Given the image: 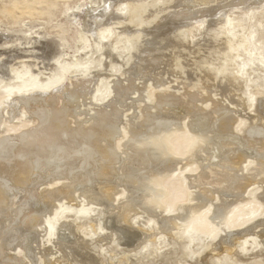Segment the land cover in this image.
<instances>
[{
	"label": "rangeland",
	"instance_id": "obj_1",
	"mask_svg": "<svg viewBox=\"0 0 264 264\" xmlns=\"http://www.w3.org/2000/svg\"><path fill=\"white\" fill-rule=\"evenodd\" d=\"M172 27H175L174 29L182 27V33L178 30L180 34L177 33L179 34L177 39L192 38L195 32L198 33L201 28L203 29L202 34L196 39V42L200 40L199 45L189 44L186 45L187 49L179 48L180 55L177 54L178 58L176 56L175 62H171V51L164 50L162 47L166 41L170 43L171 48H176L177 43H180L172 38L175 37L171 34L172 31H175ZM157 28L159 29L156 30ZM212 30L218 31L217 34H214L215 36L213 35L214 37L209 34ZM153 35V38L150 37ZM204 36L208 39L205 38V41H202ZM224 36L229 38L228 44L223 39ZM211 37L213 41L210 40ZM221 39L225 45L227 44L222 51L220 50ZM216 47L220 50L218 55H225L222 62L227 60L226 54L232 55L231 64L223 65L218 71L217 76L222 78V81L217 78L216 80L211 79L213 78L211 71L208 69L207 71L202 64L205 59L217 55ZM149 49V56L146 54L149 58L159 55L154 62L156 65L151 62L147 65L148 62L143 60L145 58L142 55ZM155 50L156 53H154ZM147 70L150 72L149 74ZM199 70L204 73L200 71V74ZM181 73L183 74L181 75ZM146 75L148 76L146 77ZM231 78H236L238 81H234L235 84H233L234 82L229 84ZM123 87L126 88L125 91H121L124 90ZM73 92H78L82 98H78L79 101H77L71 95ZM202 95L205 99L209 97V100H205ZM194 97L195 100L197 98L194 105L199 106L202 113L204 110L206 113L214 112L210 115L213 119L210 118L211 122L219 121L225 112H227L225 116H231L233 120L244 122L243 127L245 128L241 133H237V136H243L246 130L259 127L261 124V127H264V0H0V124L2 125V135H6L5 137L0 136V139L3 137L8 140L7 142L19 144L16 138L20 132L33 130L38 126V121L32 117L34 109L46 108L48 104L47 109L52 107L67 108L69 111L66 120L70 129L81 132L86 130L85 134L92 137L93 143L101 145L108 143L109 146V141L106 142L104 140L106 136L102 134L107 130L109 132L112 130L114 132L112 135L113 144L115 143L116 151L124 158L128 152L125 150L126 142H132L134 138L131 136L132 133L135 134V131L141 133L143 130L147 133L148 131V127L143 126L142 120L145 121L150 116L154 117L159 114L170 117L173 115L171 113L173 104L176 102L186 103L187 100ZM25 98H31L26 106L22 103ZM60 99L63 103L60 102ZM199 99H202V102ZM32 101L35 102L32 103ZM48 102L51 104L49 105ZM217 103V106L221 104L222 111L225 109V112H221L222 114L218 109L220 106H214ZM97 113L99 115H96ZM105 114V117L109 118L104 119ZM108 119H111L110 123ZM183 121L188 126L190 116H185ZM26 122L31 124L29 127L27 126L28 129L27 127H23V129L21 126ZM18 126L26 130L22 131ZM32 126L36 127L32 128ZM93 126H96L97 129ZM105 126L106 130H103ZM12 127H18V131L14 134L15 140H13V136L8 137L9 129ZM189 129L191 130L190 126ZM194 135L192 139H195ZM209 135L212 134L209 133ZM121 136L122 138H120ZM189 138L185 127L176 130L172 135L170 144L176 157L185 159L188 156L190 152H187L186 147ZM70 145L72 142L69 143ZM255 147L257 150H262L264 139L257 143L254 142L252 148L256 150ZM254 159L246 157L240 168H237V171L234 169L233 178L228 179L227 176H223L227 177L230 182L222 180L223 177L218 178V174L216 175V171L220 173L226 169L213 166L208 170L205 169L203 176L200 175V172L203 171L200 167L201 170L198 167L195 170L193 164L182 166L186 162L178 163L163 181L162 191L165 190L167 193L162 196L160 201L162 209L156 210L155 216L138 208L139 206L136 207L132 202L133 199H136L135 202L142 200L141 203H145L149 197L145 201L147 196H143L141 193L137 195L131 190H126L127 195H123L125 189L122 187L121 172H118L119 177L103 182L104 184L87 180L78 184L74 183L71 178H62L59 179L60 181L53 180L54 182L49 184H47L48 182L39 183L32 189L37 193V201H41V194L66 186L67 183L68 187L74 188L75 186L77 188H75L74 195L76 199L74 202L62 199L54 207H52L54 204L35 205L34 209L42 217L41 224L37 227L39 236L37 241L34 240L31 245L34 254H32V259L19 248L13 247L7 250L2 247V249L6 255L10 254L11 257L23 259L24 264H47V260H51L53 264H166L167 261L164 259L168 253L173 251V248L177 255V257L174 256L173 264H264V212L259 214L257 219L253 215L244 218L239 224L229 225L231 216L241 213L242 205L248 202L234 204L236 198H231L236 195L235 188H231V184L235 181L234 178H238L236 180L242 183L244 178L252 177L253 183L247 189L249 195L244 198L250 200L248 198L250 195L251 197L259 195L258 200L262 198L259 201L264 209V195H262L264 194V161ZM12 163L11 160H8L7 163H4L7 165L6 167L0 162V167L3 168L0 169V181L4 182L7 179L5 184H9L10 187L13 186L12 172L15 171V165ZM225 165L230 166L228 163ZM49 169L48 172L47 170L44 172L46 177L51 176L52 168ZM194 177L195 179H193ZM33 181L35 182V180ZM226 184L230 189H227ZM105 185L106 187L112 186L111 188L114 186V190L117 191L113 207L93 204L95 201L99 203L104 199L100 190ZM257 186L261 187L258 192ZM173 188L184 192L181 197L170 204V191ZM222 188H225L224 191ZM216 189L223 191L219 198L222 201H228L227 205L230 202V210L226 219L218 225L213 235L204 239L205 244H203L202 238H205V234L197 233L194 231L195 226L190 227L188 224H183V220L175 215L178 213L180 215L182 206L191 205V201L192 204L198 202L197 199L192 198L196 196L197 192L214 193L217 191ZM16 191L13 190V193H10L11 200L13 199L11 209H15L23 202L22 199L24 201L26 199L24 190L16 189ZM226 191H229L230 195L227 196ZM187 195H189V199ZM222 201L215 200L213 206L219 205ZM132 204L136 212L130 214L129 220L132 224L130 229H134L137 238L134 243L127 244L125 240L118 237L110 225H106V221L118 212L122 213L128 205L132 206ZM85 211H90V214ZM252 211L253 209H251ZM211 213L212 210L208 212V216ZM165 218L168 222L172 221L173 224H177L176 227H172L170 223L169 228L162 227L160 221ZM259 219L262 221V226L255 229L244 227L247 221L256 223ZM63 223L64 227H60ZM53 229L57 230L55 234L50 235ZM246 229L251 232H248V237L245 240L247 244L243 245L244 250H239L238 256L236 254L238 249L234 250L235 252L229 250L231 254L228 253L227 249H232L236 240L241 239V242H244L241 235L246 232L244 231ZM11 233H15V229H12ZM257 234L259 235L257 236ZM60 235L63 238L66 236L68 239H63ZM253 235L258 237V240H254ZM191 240L193 243H190ZM209 241L211 242L208 244ZM206 244L208 245L206 246ZM164 245L169 246L162 252L156 251L157 248ZM182 246L186 248L187 260L180 256ZM49 249L51 254L46 258L45 253ZM240 252H245V255ZM5 261L9 262L6 258Z\"/></svg>",
	"mask_w": 264,
	"mask_h": 264
},
{
	"label": "bare ground",
	"instance_id": "obj_2",
	"mask_svg": "<svg viewBox=\"0 0 264 264\" xmlns=\"http://www.w3.org/2000/svg\"><path fill=\"white\" fill-rule=\"evenodd\" d=\"M185 4H186V1H185ZM178 7H180V6H178ZM186 7H188V6H186ZM176 11H177V9H176ZM168 19H171V18H168ZM180 19H182V18H180ZM179 20H178V23L180 22ZM170 27H171V25H170ZM174 28L172 27V29H174ZM158 29L159 28H157L156 30H158ZM163 30L165 31V29H163ZM174 30L175 31H172L171 34H172V36L174 35L175 37H172V38H174V40L176 39L175 41H177V42L180 41L181 45H179L180 43L179 44L177 43L176 48H173V47L171 48L170 47L171 45H169L170 43H168V41H166L165 45L162 46L164 50H167V51L170 50L171 51V62H175L174 60L176 59L177 54L180 55L179 48L187 49L186 45L188 46L189 44L199 45L198 42L200 40L196 42V39L203 32V29L201 28L198 31V33L195 32L192 35V38L186 39L185 37H182V39H180V38L177 39L178 35L180 34V32L182 30V27L181 28L179 27V29L176 28ZM178 30L180 32H178ZM128 32H129V30H128ZM128 32H126V33H128ZM154 32H156V31H154ZM161 32H162V30H161ZM217 32H218L217 30H212V31H210L209 34H211V36H213L214 34H217ZM151 33H153V32H151ZM177 33H179V34H177ZM154 35L150 36V37L153 38ZM205 36H204V40H202V41H205V38L207 37V36L206 37ZM180 37H181V35H180ZM206 39H208V38H206ZM223 39H225L226 43L228 44L229 38L224 36ZM160 40H161V38H160ZM210 40H212V37L210 38ZM159 42H161V41H159ZM218 43H220V42H218ZM171 44H172V41H171ZM173 44H174V42H173ZM214 44H216V43H214ZM227 44L225 45L223 40H222V42L220 43V48H221L220 50L222 51L223 48L227 46ZM217 45H219V44H217ZM177 46H178V48H177ZM211 46L214 47L213 45H211ZM144 48H146V47H144ZM147 49H148V47H147ZM189 49L190 48H188V50ZM156 50L154 53H156ZM217 50H218V48H217ZM220 50L217 51V53H216L217 55H213L211 57L209 56L210 58H208V59L204 58L205 60L202 62V64L206 70L208 69L211 71L210 73L213 76V78H211V79L216 80V78H217L218 80L222 81V78H219L217 76L218 71L220 70V68L223 65L231 64L232 55L226 54L228 56V57L226 56L227 60L222 62L225 59V55H218ZM152 51H153V49H152ZM158 51H159V48H158ZM185 51H187V50H185ZM189 51H191V50H189ZM146 54L149 56L150 49L145 51L144 55H142V56H144L143 58H145L143 60L145 62H148L147 65L150 62L153 63V65H156V64H154V62L157 60L159 55L153 56L152 58L151 57L149 58ZM177 58H178V56H177ZM219 58H221V59H219ZM144 61H143V63H144ZM159 63H160V61H159ZM133 65H134V63H133ZM137 65H138V63H137ZM144 65H145V63H144ZM193 65H189V66L192 67ZM141 67H143V66H141ZM196 68H198V67H196ZM200 71H202V70H199V73L201 74ZM149 73L150 72L148 71V74ZM182 74L183 73H181V75ZM207 74H206V76H207ZM140 75H142V74H140ZM140 75H138V76H140ZM211 75H210V77H211ZM132 76H133V74H132ZM147 76L148 75H146V77ZM231 79L232 80L231 81L229 80V82H228L229 84L231 82L238 81L236 78H231ZM134 81H135V79H134ZM225 82H226V80H225ZM233 84H235V82ZM125 89L126 88H124V90H121V91H125ZM73 93L71 95H72V97H74V99L77 100L78 98L81 97L80 94H78V92L74 93V94ZM68 94L70 95V93H68ZM174 94H176V93H174ZM191 94H193V93H191ZM158 96H160V95H158ZM179 97H181V96L179 95ZM179 97H178V99H179ZM198 97L199 96L197 94V98ZM197 98H196V100H195V97L191 100H187L188 102H186V103L185 102L184 103H181V102L178 103L175 101L176 104H173V106H171L172 111H173V112L171 111V113L173 115L170 117L164 116L163 114H159L158 116L156 115L154 117L150 116L145 121L142 120L143 126H145V127L147 126L148 131H147V133H145L146 131H144L142 129L144 131V134H143L142 133L143 131H141V133H138L134 130L135 134L132 133V135H131L132 137H134L132 142L124 141V143L125 142L127 143L126 148H125V145H124V148L126 151H128L126 153V155L124 156V158L121 157V155L116 151L115 143L113 144V141H112V137H113L112 135L114 132L111 129H110L111 132H109L107 130L106 132H103V134H102L103 136H106V138L103 137L104 140L106 142L109 141V146H108V143L107 144L104 143V145H101L100 143L96 144V143L92 142V139H91L92 137L89 136V134H85L86 130L83 131L84 132L83 133L81 131H77L75 129L76 127L74 128L75 130L70 129L69 123L66 120L67 115H68V111H69V110H67V108H62L59 105L61 107L60 109H59V107L58 108L52 107L51 109H47V107H48V104H47L46 108L39 107L37 109H34L35 111L32 114L33 115L32 117H34L35 121H38V123H37L38 126L36 125L37 128H35L33 130L29 129V131L28 130L25 131L26 129L23 130L27 126L29 127V125L31 124L29 122H26L23 126H21L22 128L24 127L23 129L18 126L19 128L22 129V131H25L23 133L20 132L16 138V139H18L19 144H13L14 142L13 143L7 142L8 140L4 139L3 137H2V139H0V162L4 164V163H7L8 160H11L13 162L12 164L15 165V171L12 172V180H13V183H12L13 186L12 187L13 188L8 186L9 184L8 185L5 184L7 182L6 181L7 179L4 178L5 179L4 182L2 179H1L2 181H0V264H24V262H23L24 260L21 259L20 257H14V256L11 257L10 254H9L10 256L6 255L4 252V249H2V247H4L7 250L11 249L13 247L19 248L20 250H22L26 254L27 257H29L30 259L33 258L32 257L33 246H31V245H32L34 240L37 241V237L39 236V234L37 232V227L41 224V217H42V215L37 213L36 209H34L35 205L43 204V205L47 206V204H50V205L54 204V205H52V207H54L55 204L58 203L62 199H66L69 202H74L76 199V197L74 196L75 192H76L75 191L76 187L75 186H74V188L71 186L68 187L67 186L68 183H67L66 186L62 185L63 187H58L57 189L55 188V190L52 189V191L50 190V191L45 192L44 194H41L42 195L41 201L38 200L39 201L38 202L36 200L37 193H36V191H33L32 189L34 186L36 187L37 184L39 185V183L45 184L48 182L47 184H49V183H53L54 181L62 179V178H65V179L71 178V179H73L74 183H78V184L83 182L84 180L85 181L87 180L89 182L90 181H97L99 183H103L106 181H112V179H114L115 177L116 178L119 177L118 172H121L120 177L123 178L122 187L125 189L123 191V195L126 194L127 191L131 190L132 192L134 191L137 195H139L141 193L143 196H147L144 199L145 201L149 197L150 201L148 200L145 203H141L142 200L139 202H135L136 199H133L132 202L135 203L134 205H136V207L139 206L138 208H141L143 211L149 212V213H151L150 215L155 216V214H154L155 211L162 209V206L160 204L162 196L167 193L165 190H164V192L162 191L163 190V187H162L163 181L166 178V176L173 169L176 168L178 163H180L182 161L186 162L182 166L193 164L195 166L194 167L195 170L197 167L198 168L200 167L203 170L202 172H200V175H203V176L205 174V169L208 170L213 166L219 167L221 169H226L227 172L225 170L224 171L225 173L223 171H222L223 173L222 172L219 173L216 171V175L218 174L217 175L218 178H222L223 176H227L229 179L230 177H232V178L234 177L233 171H235L237 168H240L242 163L246 160V157L247 158L252 157L253 159L254 158L261 159L262 161H264V150H263L264 148H262L263 146L261 147L262 150H257L256 147H255L256 150H254L252 148L254 142L257 143L258 141H261L262 139H264V127H261L262 124L261 125L259 124L260 125V126L258 125L259 127H253V128L246 130V132L244 131L245 132L244 135L243 136L238 135L239 136L238 137L237 133H241L242 129L245 128V127H243L244 122L237 121V119L233 120L231 118V116H225V114H227V112L224 111L225 109L223 110L225 112L224 116H222L221 112H223V111L221 110V104L219 105L220 108H218L221 110L220 111L221 119H219V121H216L215 120L216 118L214 117L215 123L211 122V120H213V119L210 115H211V113L213 114L214 112L209 111L206 113V112H204L205 111L204 110L202 113V110L198 108L199 106L197 107L194 105L195 104L194 101L197 102ZM30 99L31 98H28V99L25 98L22 101V103L26 106L29 103ZM62 99H60L61 103H63ZM204 99H205V97H204ZM54 100H55V98H54ZM58 100H59V98H58ZM173 100H176V99H173ZM200 100L202 102V99H199V101ZM205 100H209V97H207V99H205ZM73 101L75 102V100H73ZM77 101H79V100H77ZM82 101H83V99H82ZM34 102L35 101H32V103H34ZM171 103H173V102H171ZM50 104H51V102L49 103V105ZM43 105H45V104L43 103ZM61 105L63 106V104H61ZM217 105H218V103L214 106H217ZM67 106H69V105L67 104ZM163 106H164V103H163ZM219 106H217V107H219ZM79 108H81V107H79ZM161 108H159V109H161ZM223 108H224V106H223ZM214 111H217V110H214ZM166 112H168V111H166ZM171 113H170V115H171ZM230 114H231V112H230ZM96 115H99V114L97 113ZM188 115L190 116V121H189V125L187 126L185 124L186 122L183 123L184 122L183 119L185 116H188ZM0 116H1V114H0ZM105 116H106V114L104 115V119L106 118ZM107 116H108V114H107ZM146 116H148V114H146ZM107 118H109V117H107ZM210 118H211V120H210ZM141 119H142V117H141ZM110 120L108 119L109 123H110ZM71 122H73V121H71ZM142 122H141V124H142ZM137 123H139V122H137ZM137 123H136V125H137ZM79 125H77V126H79ZM99 125H100V123H99ZM246 125L247 124H245V126ZM36 126H34V127H36ZM96 126H93V127H96ZM141 126L142 125H140V127ZM183 126L188 131L189 136H190L188 145L186 147L187 152H190V153L188 154V156L185 159H183V157H182V159L179 157H176L174 155L172 146L170 144V140H171L170 138L172 137V135H174L176 130H181L182 128L184 129ZM189 126H190L192 131L189 129ZM249 126H250V124H249ZM18 127H12L11 129H9L8 137L9 136L14 137V134L18 131ZM28 127H27V129H28ZM34 127L32 126V128H34ZM140 127H138V128L140 129ZM103 128H104L103 130H106L105 129L106 126ZM1 129H2V125L0 124V136H4V135H2L3 132L1 131ZM96 129H97V127H96ZM128 130H131V129H128ZM19 131H20V129H19ZM116 133H118V132H116ZM116 133H115V135H116ZM209 133L212 135H209ZM141 134H142V136H141ZM194 134H196V135H194ZM193 135L195 136V139H192ZM122 136L120 138H122ZM127 138H128V136H127ZM13 140H15V137ZM95 140H96V138H95ZM104 140L102 139V141H104ZM71 142H72V145L69 146V143H71ZM120 142H122V141H120ZM110 143H112V144H110ZM256 145H259V144H256ZM260 146L261 145H259V147ZM187 148L188 149L190 148V151H188ZM186 150H185V153H186ZM124 151H122V152H124ZM256 162L258 163V161H256ZM227 163L230 166L225 165ZM261 164H262V162H261ZM4 165H6V164H4ZM116 165H118V166L115 167ZM6 167H7V165H6ZM10 167H9V169H10ZM51 168H52V171L50 172L51 176L49 175L50 177H46L44 175L45 170H47V172H48V169L51 170ZM0 169L2 170L3 168L0 167ZM228 171H229V174H227ZM9 172H10V170H9ZM4 173H6V172H4ZM6 176H8V175L6 174ZM6 176H4V177H6ZM227 177H223L222 180H226L228 182L229 180L227 179ZM235 177H237V176H235ZM7 178L9 179V176ZM193 179H195V177ZM234 179H235V181H234L235 184L234 183L231 184L232 185L231 188H235V190H236V192H235L236 195L231 196V198L232 197L236 198L235 199L236 201L233 199L235 201L234 204L236 205V204H239V203L245 202V201H248V202H247V204L242 205L243 208H242L241 213L236 214V216L235 215L231 216L230 221H229L230 226L239 224L240 222L243 221L244 218L251 217L253 215H255V219H257L259 214L264 212L263 205L259 201L262 198L258 200L259 195H257L256 197L255 196L251 197V195H250L248 197V198H250V200L244 198L245 196L247 197V195H249V192L247 193V189L253 183L252 177L250 176V178L249 177L246 179L244 178V181L242 183H239V181L236 180L238 178H234ZM33 180H35V182ZM230 180H232V179H230ZM50 181H52V182H50ZM106 185H107V183H106ZM106 185L103 186L102 189L100 187V189H101L100 191H101V194L103 195L102 197H104V199L101 198L102 201L99 203L97 201H95L93 203L94 205L99 204L103 207H111V206L113 207V203L116 201L115 195H116L117 191L114 190L115 189L114 186H116V185L113 184L114 185L113 188H111L112 186L106 187ZM228 185H229V183H228ZM233 185H235V187H233ZM90 186H91V184H90ZM87 187H88V185H87ZM214 187H215V185L213 186V188ZM226 187H227V184H226ZM16 189L17 190L18 189L24 190L23 192H25L26 199H25V201H24V199H22L23 202L20 203V205H17V207L15 209H11V207L13 205V202H12L13 199L11 200L10 193H13V190L16 191ZM224 189H223V191H224ZM227 189H230V187L229 188L227 187ZM260 189H261V187L257 186V192L260 191ZM216 190L217 191L214 193L210 192L211 194L209 192H200V193L197 192L196 196H194L192 198L197 199L198 202H197V200H194L197 203L192 204V201H191V205L188 204L187 206H184V207L182 206V208H181L182 210H180V215H179V213H178L179 216L175 215V216H177L183 220L182 221L183 224H186V225L188 224L190 227L195 226L194 231H196L197 233H199V234L204 233L205 234V238H202L203 244H205L204 239L213 235L214 230L217 229L218 225L221 224L226 219L227 213L230 210L229 209L230 202H229V205H227L228 201L225 202V201H222V199L220 200V198H219L220 193H222L223 191L218 190V189H216ZM98 192H99V189H98ZM183 192L184 191H180L179 189H174V188L171 189V191H170V193H171L170 204L172 203V201H176V199L178 197H181ZM228 192L226 193L227 196L230 195V194H228ZM178 193H180V195H178ZM99 194H97V195L99 196ZM85 195H86V193H85ZM262 195H264V194H262ZM12 196H13V194H12ZM131 196H133V195L131 194ZM187 196L189 199V195H187ZM137 197L139 198V196H137ZM129 198H130V196H129ZM228 198H230V197H228ZM93 199H95V198H93ZM127 199H128V197H127ZM223 199H224V197H223ZM252 199H253V202L251 203ZM125 200H126V196H125ZM144 200H143V202H144ZM215 200H217L218 202L222 201V203H220V204L218 203L219 205H216L214 207L213 204H214ZM129 203L130 202L128 199V204ZM132 206H133V204H132ZM132 206L128 205L125 208V210L123 208L124 211L122 210L123 211L122 213L120 211V213L118 212L119 214L117 213L116 215H113L112 218H109L106 221V225H110L111 228H113L116 231V234L118 235V237L120 239H122L123 241L125 240L127 242V244L134 243L136 238H137V234H135L133 231L134 229L133 230L130 229V227L132 225L130 223V220H129L130 214L136 212L135 211L136 209H133L134 206L133 207ZM179 207H181V206H179ZM251 209H253L252 212H251ZM177 210H178V208L176 209V211ZM211 210H212V213L210 216H208V212L209 211L211 212ZM85 213L90 214V211H85ZM175 214H177V213H175ZM172 220H173V217H172ZM158 221H159V219H158ZM160 223H161L162 227H164L165 229L169 228L168 227L169 223L171 224L172 227H176V225H177V224H173L172 221L168 222V220H166V218H165V220L163 219L162 221H160ZM261 224H262V221L260 219L258 221H256V223L253 221H247L244 224V227L255 229L258 226H260ZM75 226L78 227V225H75ZM60 227H64V223L61 224ZM12 229H15V233H11ZM56 230L53 229L52 233H50V235L55 234ZM244 231H246V232H244ZM244 231H243L244 233L241 235V238L244 239V242H245V240L248 237L247 235L249 234L248 232H251V231H247V229ZM260 233L262 234V232H260ZM258 235L259 234H257V236ZM60 237H61V235H60ZM263 237H264V235H263ZM61 238H63V237H61ZM253 238H254V240H258V237L254 236V235H253ZM63 239H68V238H66V236H64ZM63 239H61V240L63 241ZM262 240H263V238H262ZM62 241H60V242H62ZM210 242L211 241H209L208 244ZM244 242H241V239L238 241L236 240L234 242L233 248L227 249L228 253H230L232 250L234 251V250L238 249L236 251V254L238 256L239 255L238 251L242 250V249L244 250L243 245L247 244V242H245V243ZM190 243H193V241L191 240ZM208 244H206V246ZM170 245L175 247V245H173V244H170ZM168 246L169 245H164L161 248H157L156 251L162 252L163 249L164 248L166 249ZM229 250H231V251H229ZM180 253L179 254L182 258H184L186 260L188 259L185 246H182ZM50 254H51V251L49 249L46 251L45 257L47 258ZM240 254L245 255V252H240ZM175 255H176L175 248H173V251L167 254L166 259H164V257H162V258L165 261H167L166 264H173ZM237 256H235V257H237ZM176 257H177V255H176ZM5 258L9 262L5 261ZM46 262H47V264H53L51 262V260L50 261L47 260Z\"/></svg>",
	"mask_w": 264,
	"mask_h": 264
}]
</instances>
